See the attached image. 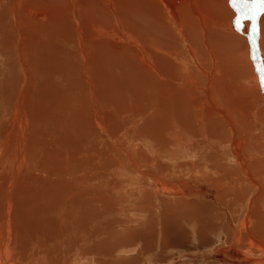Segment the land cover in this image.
<instances>
[{
	"label": "bare ground",
	"instance_id": "6f19581e",
	"mask_svg": "<svg viewBox=\"0 0 264 264\" xmlns=\"http://www.w3.org/2000/svg\"><path fill=\"white\" fill-rule=\"evenodd\" d=\"M235 18L0 0V264H264V89Z\"/></svg>",
	"mask_w": 264,
	"mask_h": 264
},
{
	"label": "snow or ice",
	"instance_id": "6c2138e0",
	"mask_svg": "<svg viewBox=\"0 0 264 264\" xmlns=\"http://www.w3.org/2000/svg\"><path fill=\"white\" fill-rule=\"evenodd\" d=\"M231 2L232 7L236 12L234 23L237 31H240L245 19H250L252 21V36L249 37L253 51L252 60L258 74L260 87L261 89H264V58H262L259 63H256L255 52L257 51V45L254 39L258 32L256 26V16L260 12H264V0H231Z\"/></svg>",
	"mask_w": 264,
	"mask_h": 264
},
{
	"label": "rangeland",
	"instance_id": "374dc122",
	"mask_svg": "<svg viewBox=\"0 0 264 264\" xmlns=\"http://www.w3.org/2000/svg\"><path fill=\"white\" fill-rule=\"evenodd\" d=\"M60 3H58V4H55L54 6H57V8H59V7H61V5L62 4H60ZM54 17V18H53ZM52 18L53 19H55L56 18V16H52ZM60 23L59 22H57L56 23V25H54V26H52L51 28H54V27H57L58 25H59ZM60 220H61V222H62V219H59V218H55V221H54V224L55 225H59V224H61V222H60ZM57 221H59V222H57ZM125 230L123 229V228H121V229H119V230H117V232L118 233H122V232H124ZM128 232H131L132 231V228L130 227V228H128V230H127ZM42 247L38 250V251H47V252H49V253H55V252H63V253H65L66 252V249H67V243L65 242V243H58L56 246H50L48 243H39ZM193 244H195V243H192V244H190L189 246L191 247ZM32 246V245H31ZM193 246H195V245H193ZM191 247V248H193L194 249V247ZM82 248H84V246H81ZM190 247H188L187 248V251L188 250H193V249H191ZM190 248V249H189ZM198 247H195V249H197ZM129 250H130V248H128V249H125L124 250V252H126L127 254L126 255H124V256H118V257H116L115 258V260H116V262H119L120 260H126V259H129V258H132V257H134V256H136V255H128V253H129ZM132 250V249H131ZM135 251V250H134ZM174 251V250H173ZM173 251H171V252H169L168 254H166L163 258V261H164V263L163 264H166L165 263V259L169 256V255H171V253H172V255H174L175 256V253L173 252ZM174 253V254H173ZM168 258H172V256H169ZM34 260V259H33ZM33 260L31 261V263L30 264H32L33 263ZM167 260V259H166ZM66 261H67V264H68V258H66ZM154 260L152 259L151 261H150V263L151 264H153L154 262H153ZM83 262V263H82ZM87 262V263H86ZM88 263H90L88 260H86L85 261V263H84V260L83 261H80V262H77V263H73V264H88Z\"/></svg>",
	"mask_w": 264,
	"mask_h": 264
}]
</instances>
